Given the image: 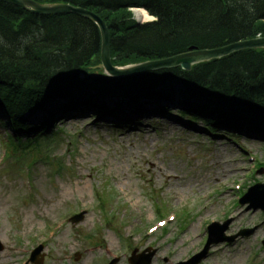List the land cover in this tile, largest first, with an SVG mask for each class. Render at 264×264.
I'll list each match as a JSON object with an SVG mask.
<instances>
[{
    "label": "rangeland",
    "instance_id": "374dc122",
    "mask_svg": "<svg viewBox=\"0 0 264 264\" xmlns=\"http://www.w3.org/2000/svg\"><path fill=\"white\" fill-rule=\"evenodd\" d=\"M176 103L165 112L146 105L153 112L129 124L93 111L57 113L56 142L37 155L31 175L19 170L28 157L2 159L12 131L0 113V264H24L38 245L42 264H129L134 249L154 250L150 264H175L202 248L209 222L227 217L228 235L258 226L249 237L212 245L199 264H264V215L235 203L242 190L264 183V142L240 134L234 144L201 121L191 125L177 117ZM53 160L62 173H53ZM82 209L79 222L64 221ZM166 209L177 218L165 232L145 234Z\"/></svg>",
    "mask_w": 264,
    "mask_h": 264
},
{
    "label": "trees",
    "instance_id": "16d2710c",
    "mask_svg": "<svg viewBox=\"0 0 264 264\" xmlns=\"http://www.w3.org/2000/svg\"><path fill=\"white\" fill-rule=\"evenodd\" d=\"M35 1L97 12L109 28L111 61L117 66L182 53L190 46L213 48L264 36V0ZM131 7L144 8L155 20L136 23ZM99 53V30L90 19L32 14L0 1V109L15 132L9 135L12 153L26 149L34 163L42 149H51L57 132H44L50 127L46 115L37 123L25 115L43 113L61 98L66 108L80 99L90 106L108 100L139 109L144 96L151 101L178 94L185 108L179 115L190 123L201 119L210 130L264 132V49L240 50L190 71L172 67L125 77L96 76ZM174 83L177 91L153 93L157 86Z\"/></svg>",
    "mask_w": 264,
    "mask_h": 264
},
{
    "label": "water",
    "instance_id": "95a60500",
    "mask_svg": "<svg viewBox=\"0 0 264 264\" xmlns=\"http://www.w3.org/2000/svg\"><path fill=\"white\" fill-rule=\"evenodd\" d=\"M7 3H11L17 6L24 8L25 10L40 15H49V14H58V13H68L72 12L77 15L89 18L94 21L100 31L101 36V51H100V67H102L108 74L117 75V76H129L138 74L145 71H153L162 68L170 67H180L185 71H190L191 67L194 64L201 62H206L211 59H219L225 57L231 53L244 50V49H261L264 48V36L256 37L251 39L237 40L236 42H231L215 48H197L191 46L188 51L180 53L179 55L161 59V60H148L140 62L135 65L127 67H114L110 62V53H109V30L106 23L97 15L96 13L89 11L80 6H72L70 4L64 3H39L33 0H2ZM253 196V198L251 197ZM255 198V200H253ZM250 202V205L247 208H260L264 212V184L258 183L249 188L248 192L243 196L241 203ZM82 217L78 215L72 220L77 221ZM229 221L225 222L224 225L220 226L218 223H212L208 226L209 239L204 247V249L190 258L185 263L180 264H197L203 257H205L210 244L216 243L219 241H232L238 235H249L253 232L251 230L240 231L237 235L227 237L224 235V231L227 229ZM219 229V234L217 237L214 236V231ZM2 246L0 245V250ZM40 249L35 251V254L39 253ZM153 253L147 255L141 263L138 264H149L150 259ZM141 256H133L129 259L131 264H136L135 262ZM115 261H112L110 264H113Z\"/></svg>",
    "mask_w": 264,
    "mask_h": 264
},
{
    "label": "bare ground",
    "instance_id": "6f19581e",
    "mask_svg": "<svg viewBox=\"0 0 264 264\" xmlns=\"http://www.w3.org/2000/svg\"><path fill=\"white\" fill-rule=\"evenodd\" d=\"M133 14H134V17L139 21V22H144V21H148V19H151L153 18L151 15H149L146 10H144L143 8H133ZM34 14V13H32ZM237 41V40H236ZM236 41H232V42H236ZM231 43V42H230ZM226 44H229V43H226ZM215 48V47H213ZM180 53H177V54H174V55H171V56H166V57H158L156 58V60H161V59H167V58H170V57H173V56H176V55H179ZM174 85H179L178 83H174ZM177 88V87H176ZM178 89V88H177ZM77 102H79V100H77ZM71 107L73 109H81V107L77 108L79 105L78 103H76L75 101H71L70 103ZM59 114V110L57 112ZM133 116V114H131ZM55 115H53L54 117ZM52 117V118H53Z\"/></svg>",
    "mask_w": 264,
    "mask_h": 264
}]
</instances>
